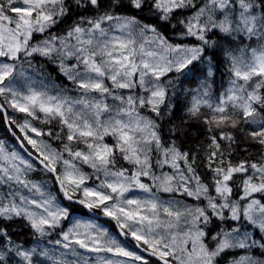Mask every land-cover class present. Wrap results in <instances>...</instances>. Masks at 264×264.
Wrapping results in <instances>:
<instances>
[{
  "label": "snow or ice",
  "instance_id": "snow-or-ice-1",
  "mask_svg": "<svg viewBox=\"0 0 264 264\" xmlns=\"http://www.w3.org/2000/svg\"><path fill=\"white\" fill-rule=\"evenodd\" d=\"M0 117V264H264V0H0Z\"/></svg>",
  "mask_w": 264,
  "mask_h": 264
},
{
  "label": "trees",
  "instance_id": "trees-1",
  "mask_svg": "<svg viewBox=\"0 0 264 264\" xmlns=\"http://www.w3.org/2000/svg\"><path fill=\"white\" fill-rule=\"evenodd\" d=\"M199 131H200V129L197 126H194L192 129H190V132H192V133H198ZM0 139L7 140L10 143V145H14L16 143L14 137H12L11 133L8 131L7 126L4 123L2 117H0ZM203 139H204L203 135H193V136H191V139H190L189 143H191V144H193V146H195V144L200 143V141H202ZM17 147H18V145H17ZM244 147L245 146L242 145L241 149L239 150L241 156H245L248 153H252V154L255 155V154H257L260 151L259 146H254L253 145V146H248V152L246 153V152L243 151ZM37 178H39V177H37ZM74 207L77 209L76 213L80 214V212H87L86 209H83L79 205H75ZM101 220L104 222V218L103 217H101ZM13 227L16 228L17 230H19V228H20L19 225H13ZM25 238H27V233L26 232H25ZM33 244H35V241H33ZM145 256H147V255H145ZM150 259L152 260L153 264H156L155 258H150Z\"/></svg>",
  "mask_w": 264,
  "mask_h": 264
},
{
  "label": "rangeland",
  "instance_id": "rangeland-1",
  "mask_svg": "<svg viewBox=\"0 0 264 264\" xmlns=\"http://www.w3.org/2000/svg\"><path fill=\"white\" fill-rule=\"evenodd\" d=\"M76 216L78 218H81V219H95V217H93L92 215H88V216L81 217L79 213L78 214L76 213ZM99 222H102V221H100V219H99ZM41 246H43V245H41Z\"/></svg>",
  "mask_w": 264,
  "mask_h": 264
}]
</instances>
